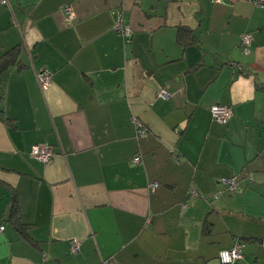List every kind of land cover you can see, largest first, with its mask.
<instances>
[{"label":"crops","instance_id":"crops-1","mask_svg":"<svg viewBox=\"0 0 264 264\" xmlns=\"http://www.w3.org/2000/svg\"><path fill=\"white\" fill-rule=\"evenodd\" d=\"M9 4H0V55L22 49L21 67L0 75V264H216L235 241L241 264H264V7ZM33 68L51 72L45 88ZM214 103L230 106L227 123L212 118ZM35 144L57 156L40 162ZM232 176L231 193L219 180Z\"/></svg>","mask_w":264,"mask_h":264},{"label":"built area","instance_id":"built-area-1","mask_svg":"<svg viewBox=\"0 0 264 264\" xmlns=\"http://www.w3.org/2000/svg\"><path fill=\"white\" fill-rule=\"evenodd\" d=\"M2 3L9 4L10 0H0ZM214 2H220L221 0H213ZM252 3L258 7H264V0H250ZM64 13V20L66 23H70L72 16H74L73 9L69 5H64L62 8ZM114 29L121 33L123 38H128L131 35V29L128 24L124 23L122 20H117L114 24ZM251 34L249 32H245L241 35L240 44L238 46V51L242 54H247L250 50L251 46ZM33 72L36 78L37 85L40 89L45 88L51 80V72L46 69L43 70H36L33 68ZM161 95L166 97L169 94L165 90H161ZM210 113L214 120L220 123H227L229 120L232 110L229 105L221 104V103H214L210 106ZM132 123L135 125L136 128V137L145 135L147 132V128L141 123L140 119L137 116L131 117ZM31 156L36 158L42 163H47L51 161L57 153L54 151L53 147L50 144H35L32 146L30 150ZM132 161L138 163L140 161V156L135 155L132 158ZM221 184L229 191V192H236L237 191V184H236V177H227L221 178L219 180ZM156 183L153 182L151 187L154 188ZM194 190H191L193 194ZM185 204H183L184 207ZM3 227L0 226V229ZM80 249V242L77 239H72L70 241V252L77 253ZM242 259V243L239 241L234 242L228 248L222 249L219 252L218 260L222 264H235L239 260ZM103 264H105L103 262Z\"/></svg>","mask_w":264,"mask_h":264},{"label":"trees","instance_id":"trees-1","mask_svg":"<svg viewBox=\"0 0 264 264\" xmlns=\"http://www.w3.org/2000/svg\"><path fill=\"white\" fill-rule=\"evenodd\" d=\"M0 4L1 5H4V6H7L10 8V4H7V3H2L0 1ZM180 34V33H179ZM180 36V35H179ZM187 41H189V39H187ZM21 49H22V44H18V45H14L12 47H10L9 49L5 50L1 55H0V75L3 71H5L7 68L9 67H12V66H17V67H21V58H20V52H21ZM1 82V80H0ZM2 111H0L1 113ZM1 120H5L7 121L8 118L3 115V114H0V121ZM232 193V192H231ZM16 198H15V195L14 197L12 198V207H11V210H10V215L11 216H16V220H18L19 222V207L17 206L16 204ZM1 226V225H0ZM204 230L203 232L204 233H208L209 232V228L206 229L207 227V224L204 223ZM3 227V226H2ZM262 241V240H261ZM236 242V241H235ZM240 242V241H239ZM233 244V243H232ZM231 246V245H230ZM228 248V247H227ZM221 251V250H220ZM219 251V252H220ZM75 254V253H74ZM218 256H219V253H218ZM218 256H217V259H218ZM242 258H243V248H242ZM242 260V259H241ZM241 260H239L238 262H236L235 264H241Z\"/></svg>","mask_w":264,"mask_h":264},{"label":"water","instance_id":"water-1","mask_svg":"<svg viewBox=\"0 0 264 264\" xmlns=\"http://www.w3.org/2000/svg\"><path fill=\"white\" fill-rule=\"evenodd\" d=\"M213 264H215V262ZM216 264H222V263H220L219 260L217 259Z\"/></svg>","mask_w":264,"mask_h":264},{"label":"rangeland","instance_id":"rangeland-1","mask_svg":"<svg viewBox=\"0 0 264 264\" xmlns=\"http://www.w3.org/2000/svg\"><path fill=\"white\" fill-rule=\"evenodd\" d=\"M2 222V221H1ZM4 224V226H6V223L2 222Z\"/></svg>","mask_w":264,"mask_h":264}]
</instances>
